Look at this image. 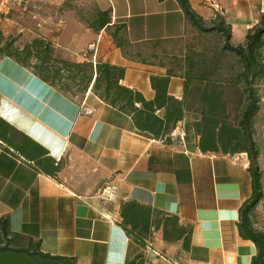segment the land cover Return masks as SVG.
I'll return each mask as SVG.
<instances>
[{
	"label": "crops",
	"instance_id": "1",
	"mask_svg": "<svg viewBox=\"0 0 264 264\" xmlns=\"http://www.w3.org/2000/svg\"><path fill=\"white\" fill-rule=\"evenodd\" d=\"M95 1L98 10L110 11L112 26H125L132 44L178 39L187 27L175 0ZM189 2L205 21L219 10L231 28L232 44L239 45L264 0ZM70 39L71 60L87 52L123 66L121 85L153 98L149 76L164 74L163 69L130 62L106 30L94 32L78 20L68 22L55 41L69 44ZM90 45L95 49L87 51ZM168 94L182 98L181 78L170 79ZM83 108L91 114L83 115ZM0 117L59 162L55 177L43 174L35 162L49 167L52 161L0 125V140L22 151L0 145V219H9L13 233L39 241L42 253L74 258L76 264H250L255 256L253 243L237 232L241 207L253 193L249 160L244 154L201 153L192 125L198 114L183 116V147L167 138L155 140L92 92L71 98L4 58ZM105 184L118 190L106 206L96 197ZM129 201L158 212L141 233L144 245L129 240L116 225L121 205ZM253 213V227L264 233V189ZM171 216L190 231L187 250L182 240L163 237L159 222Z\"/></svg>",
	"mask_w": 264,
	"mask_h": 264
},
{
	"label": "trees",
	"instance_id": "2",
	"mask_svg": "<svg viewBox=\"0 0 264 264\" xmlns=\"http://www.w3.org/2000/svg\"><path fill=\"white\" fill-rule=\"evenodd\" d=\"M163 1L165 0H159ZM175 1L183 13L187 29L190 27L195 29L199 35H217L222 40V47L209 59L206 55L210 52L200 50L193 53V48L190 50L191 54L185 53L180 58L174 57L169 67L164 64L153 65L163 69L165 73L149 76V85L153 91V98L150 100L145 99L137 90L121 85L125 67L104 62L99 58H95L93 62L87 52L85 59H82L81 54L79 60H59L62 68L50 67L48 63L52 47L43 38L34 39L20 52L11 50L9 46L0 48V59L12 60L18 66L30 70L41 82L71 98L78 97L76 94L92 92L106 105L130 116L139 133L149 135L155 140L165 139L169 132L181 123L186 112L198 114L200 120L193 122L192 125L198 137V148L201 153L246 154L249 160L248 169L252 178L253 193L251 199L241 207L237 232L243 240L250 241L256 248V254L250 264H264V233L253 227L251 218L252 212L262 198L260 185L262 174L256 166L258 151L255 150L253 140V125L259 111L257 89L254 86L264 74L261 62V51L264 48V14L259 17L258 27L248 29L243 42L234 45L231 41V28L219 10L214 9L213 18L207 20L211 21L210 26L206 28L207 21L193 10L189 0ZM87 26L94 32L106 30L116 48L130 62L151 64L143 59L140 51L129 50L139 44L128 41L124 25H111L109 10H97ZM164 41L169 40L144 42L140 45L153 43V48H157L158 44ZM227 54L232 56L237 64L234 77L225 82L213 79L218 71L219 59ZM62 70L68 75H60ZM174 77L182 79L180 100L168 94L170 79ZM228 86L238 87L242 91L239 97L241 105L237 107L233 119L226 99ZM73 89L77 92L73 93ZM0 125L4 126L6 133L19 135L24 142L40 149L44 159L52 162L49 167H45L36 161L35 167L45 175L56 176L59 162L56 163L46 149L25 134L16 131L1 117ZM0 145L11 152H14L12 149L14 148L17 153H22L18 147H7L9 143L6 144L2 140ZM157 213L148 206L129 201L121 205L116 225L123 230L129 240L144 245V227L146 228L149 223L151 215L155 216ZM159 223L163 225L165 240H182L183 249H188L190 231L179 227L177 218L165 217ZM0 264H76V260L42 253L39 241L13 233L9 219L1 218Z\"/></svg>",
	"mask_w": 264,
	"mask_h": 264
},
{
	"label": "rangeland",
	"instance_id": "3",
	"mask_svg": "<svg viewBox=\"0 0 264 264\" xmlns=\"http://www.w3.org/2000/svg\"><path fill=\"white\" fill-rule=\"evenodd\" d=\"M97 2L95 0H0V48L9 46L11 50L20 52L26 45H29L34 39H44L52 47L50 62L48 65L54 69L62 68L58 63L59 60H71V50L73 46L70 39L69 44L59 43L55 38L68 25V22L75 20L81 21L85 26L91 22L96 14ZM260 15L252 18V26L258 27ZM61 21V24H59ZM211 21L205 22L206 28L210 26ZM187 30V31H186ZM186 31V32H185ZM185 33L181 38L164 41L159 43L157 48H153V43L145 45H134L130 51H140L143 59L151 63L150 65L164 64L171 66L174 57L180 58L182 54H191L190 50L194 48L193 53L200 50H206L210 54L206 57L212 58L213 53H218L222 47V40L215 34L199 35L195 29L191 27L183 29ZM66 35L70 37L73 33ZM65 36V34H64ZM63 42V41H61ZM59 45V47L56 46ZM67 46V47H64ZM33 58H31V61ZM34 62V61H33ZM261 62L264 67V48L261 51ZM218 71L213 79L223 80L224 82L233 78L237 71L235 59L229 54L220 58L218 61ZM60 75H68L66 71H60ZM66 81V80H64ZM257 89L258 103L264 96V74L255 84ZM228 110L233 119L236 109L241 105L240 93L238 87H226ZM77 92L73 89V93ZM86 94V93H85ZM85 94H76L79 99ZM259 106V104H258ZM264 107L259 106V111L254 118L253 140L255 142V150L258 151L256 166L260 170L263 167L262 159L264 154ZM261 189H264V178L260 179ZM258 205V204H257ZM255 211V209H254ZM253 211V212H254ZM251 218L253 221L254 213Z\"/></svg>",
	"mask_w": 264,
	"mask_h": 264
},
{
	"label": "built area",
	"instance_id": "4",
	"mask_svg": "<svg viewBox=\"0 0 264 264\" xmlns=\"http://www.w3.org/2000/svg\"><path fill=\"white\" fill-rule=\"evenodd\" d=\"M258 14L262 15L264 14V3H261L259 9H258ZM59 24H61V21H59ZM93 45H90L87 49L91 50L93 49ZM95 49V48H94ZM85 54L87 53H82V59H85ZM91 60L94 62L95 60V56L92 55L91 56ZM259 106L264 107V96L260 99V102L258 103ZM82 114L83 115H89L91 114V110L87 109V108H83L82 109ZM264 133V132H263ZM184 132H183V128L181 126V124H177L170 132L169 134L166 136V138L171 141V142H177V144L180 147L184 146ZM264 141V139H263ZM246 155V154H244ZM262 163H263V167L260 168V173L262 174V177L264 178V154H263V159H262ZM117 187L115 185H110V184H105L100 191H98L96 197L97 199L100 201V203L102 205H109L111 203H113L115 201L116 195H117Z\"/></svg>",
	"mask_w": 264,
	"mask_h": 264
}]
</instances>
